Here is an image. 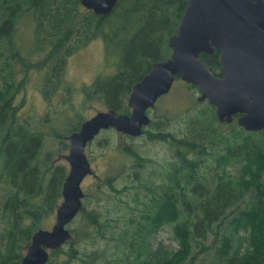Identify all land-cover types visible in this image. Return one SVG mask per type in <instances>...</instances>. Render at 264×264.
<instances>
[{"label": "trees", "instance_id": "obj_1", "mask_svg": "<svg viewBox=\"0 0 264 264\" xmlns=\"http://www.w3.org/2000/svg\"><path fill=\"white\" fill-rule=\"evenodd\" d=\"M187 2L118 0L103 15L81 0H0V264L21 263L34 232L48 228L69 172L62 154L70 133L86 119L75 109L58 126L50 114L36 119L23 113L25 99L18 97L27 73L47 70L42 92L50 101L64 80L68 57L101 39L117 68L87 84L85 100L101 99L108 108L130 113L133 85L155 61L171 55L169 37ZM21 23L32 26L31 53L22 52ZM219 53L200 54L215 75H222ZM187 86L188 108L202 106L189 114L185 128L178 130L167 111L144 127L142 134L168 142L173 152L157 177L136 174L142 179L135 187L143 188L127 222L110 218L109 210H88L84 196L71 221L72 237L50 250L45 264H264V129H245L237 115L219 121L215 105L193 98L198 86ZM119 146L143 167L155 161L132 142ZM104 182L113 186L114 179ZM166 226L173 243L157 242ZM97 237L107 243L79 249L85 239Z\"/></svg>", "mask_w": 264, "mask_h": 264}, {"label": "water", "instance_id": "obj_2", "mask_svg": "<svg viewBox=\"0 0 264 264\" xmlns=\"http://www.w3.org/2000/svg\"><path fill=\"white\" fill-rule=\"evenodd\" d=\"M118 0H81L96 14H109ZM172 53L155 61L128 96L130 113L99 110L69 135V163L55 223L39 228L19 264H45L50 250L72 237L68 224L83 208L82 182L95 171L86 147L102 130L141 135L152 117L149 109L168 93L179 75L199 88L198 99L216 106L219 121L238 123L247 130L264 129V0H188L176 33L169 37ZM220 50L222 76L215 75L201 53Z\"/></svg>", "mask_w": 264, "mask_h": 264}, {"label": "rangeland", "instance_id": "obj_3", "mask_svg": "<svg viewBox=\"0 0 264 264\" xmlns=\"http://www.w3.org/2000/svg\"><path fill=\"white\" fill-rule=\"evenodd\" d=\"M32 31L31 25L20 24V46L23 53L32 52L31 46L34 45ZM116 63V57L107 55L104 41L101 39L92 40L68 57L64 80L50 101L45 99L42 92L43 79L47 70L31 69L26 75L25 87L22 88L18 97L19 100L22 97L25 99L21 111L25 114L29 113L32 118L36 119H46V114H50L51 118L56 119L57 125L62 126L64 116L74 115L75 109L80 111L86 119L99 110L108 109L101 99L86 102L84 88L93 82L99 74L107 75L115 72ZM17 65L20 64L17 63ZM198 95L199 90L195 89L193 98L198 100ZM191 98V89L187 86V82L183 79L176 80L171 90L159 97L156 105L149 110V114L155 118L156 115L161 117L163 112L167 111L174 116V125L178 130L185 128L189 114L194 113L196 107L202 106L195 104V108H188ZM206 103L207 101H203V105ZM130 142L134 143L141 153L155 160L151 168H148L147 165L143 167L133 157L121 152L119 145ZM53 145L54 142L49 146ZM68 151L69 149L64 153H68ZM86 152L95 171L94 174H88L82 182L88 210L94 207L102 209L106 213L109 210V213L112 214L109 215L110 218L116 219V216H121L119 223L123 224L127 222L132 206L140 201L136 200V197L141 196L143 185L139 184V188L135 187L139 179L146 175L157 177V173L168 166V159L173 150L168 142L151 140L145 134L131 137L110 127L102 129L95 136L87 145ZM61 161L68 163L65 157ZM126 164H134V167L130 170ZM138 172L142 178L136 176ZM107 178L114 179L113 186L104 182ZM55 219L56 212L51 218L48 228L55 223ZM73 226V222L68 224L69 228ZM171 235L170 226H166L156 235L157 242L173 243ZM106 243V239H100V237H97L96 240L87 238L78 247L84 250L86 246L96 248L98 245L103 246ZM67 244L65 245L68 247Z\"/></svg>", "mask_w": 264, "mask_h": 264}, {"label": "flooded vegetation", "instance_id": "obj_4", "mask_svg": "<svg viewBox=\"0 0 264 264\" xmlns=\"http://www.w3.org/2000/svg\"><path fill=\"white\" fill-rule=\"evenodd\" d=\"M216 49H218V48H216ZM215 49V50H216ZM205 53H207V52H205ZM214 53V52H213ZM209 54H212V53H209ZM220 54V53H219ZM219 58H220V56H219ZM221 62V61H220ZM222 71V70H221ZM222 75H223V72H222ZM222 75H219V76H222ZM235 115H237V116H239V114L237 113V114H235ZM235 115H234V117H235ZM237 120H238V117H237Z\"/></svg>", "mask_w": 264, "mask_h": 264}]
</instances>
